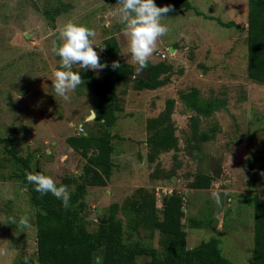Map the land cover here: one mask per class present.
Wrapping results in <instances>:
<instances>
[{"label":"rangeland","instance_id":"rangeland-1","mask_svg":"<svg viewBox=\"0 0 264 264\" xmlns=\"http://www.w3.org/2000/svg\"><path fill=\"white\" fill-rule=\"evenodd\" d=\"M187 1L191 8L176 9L162 21L170 30L158 39L149 59L151 64L172 65L170 73L160 76L169 77V82L136 90L129 76L114 91L119 111L110 129L113 172L106 186L87 187L82 220L96 231L100 219L110 222L112 211L123 224L128 244L160 249L164 241L155 221L162 219L163 203L173 193L183 202L181 222L188 248L218 238L226 257L236 264H251L254 200L264 197V84L248 76V0ZM118 6L117 0H0V134L9 139L8 149L0 143V264L37 261V208L21 173L26 168L9 148L16 147L23 157L31 155L30 172L59 183L64 177L79 176L86 160L67 139L87 134L88 128L103 134L97 120L88 119L102 99L89 77H82L84 85L69 93L70 100L55 94L52 81L61 61L53 46L71 21L95 30L99 54L107 38H117L119 59L135 67ZM171 46L176 47L174 52ZM73 70L93 73L103 81L102 70ZM192 87L205 97L226 101L196 127L199 133L211 132L217 124L215 137L208 141L195 138L193 113L180 98V92ZM170 98L175 100L173 111L163 127L173 130L175 145L152 148L149 139L161 127L157 119ZM213 157L222 158L220 178L214 177L209 188L191 187L197 174L213 176ZM67 188L71 192L76 184ZM216 192L220 205L214 200ZM136 206L139 212L134 211ZM21 216L29 217L31 227L21 229L12 223Z\"/></svg>","mask_w":264,"mask_h":264},{"label":"trees","instance_id":"trees-1","mask_svg":"<svg viewBox=\"0 0 264 264\" xmlns=\"http://www.w3.org/2000/svg\"><path fill=\"white\" fill-rule=\"evenodd\" d=\"M155 2L161 7L170 4L174 10L191 8L187 0H155ZM57 11L60 9L58 8ZM247 43L248 76L255 82L264 84V0H248ZM120 49L121 45L117 38L112 36L105 40L103 52L100 54L101 63L107 62L111 65L112 61H119L121 68L103 69L102 82L93 73H81L82 77L91 79L95 92L102 96L94 110L95 119L100 127H103V134L97 135L88 128L87 134L81 132L67 139L70 147L86 159L79 176L64 177L57 183V186H69L73 182L76 184V188L69 192L71 195L69 208L65 209L62 201L51 193L41 195L37 192L35 185L29 183L25 177V173L31 170V155L23 157L18 154L16 147L9 148L16 161L26 168L21 173L24 181L29 183L31 203L37 208L35 213L37 261L33 262L30 259L26 261L30 264H94V256H102L103 264H236L222 253L218 238L204 240L193 248L187 247L188 234L181 222L183 202L180 196L173 193L163 203L162 219L155 221V228L162 234L164 241L160 249L138 243L128 244L124 239L123 224L115 219L112 211L107 218L110 222L102 223L100 219L96 231L89 230L83 224L82 212L85 207L87 187L106 186L113 172L114 145L110 129L118 118L119 104L114 92L116 87L125 83L131 76L136 90L156 89L170 80L169 77L162 79L161 74L172 71V65L148 62L147 68L144 69L149 71L148 79L134 77L135 67L119 59ZM180 98L193 113L191 121L195 129L202 117H210L226 106L225 100L217 96L205 97L197 87L180 92ZM174 102L173 98L168 99L166 110L161 115V119H157L161 127L149 139L152 148L168 149L170 145H175L173 130H166L163 127L171 119ZM153 120L149 121L150 130L153 126L150 122ZM217 128L216 124L211 132L200 133L196 129L194 136L208 141L215 137ZM0 143H4L8 149L9 139L1 134ZM213 180L214 177L209 173H199L190 186L209 188ZM254 205L256 224L251 264H264V197H255ZM134 211L139 212L138 206ZM145 257H149L150 260H145Z\"/></svg>","mask_w":264,"mask_h":264},{"label":"clouds","instance_id":"clouds-1","mask_svg":"<svg viewBox=\"0 0 264 264\" xmlns=\"http://www.w3.org/2000/svg\"><path fill=\"white\" fill-rule=\"evenodd\" d=\"M119 5L116 12L120 23L124 25V32L130 37V54L137 66V72H143L148 66L157 41L169 32L167 24L162 21L167 14L174 10L172 5L157 6L155 0H117ZM95 30L71 21L64 25L59 33L60 43L54 44L53 52L60 57V68L54 72L52 87L55 94L63 100H70L69 93L74 92L79 86L84 85L80 71H74V67L83 70L100 71L110 67L112 70L121 68L119 61L101 63L100 54L95 50ZM103 51L104 47H99ZM19 98V97H18ZM96 112L93 109L94 119ZM26 180L35 185V190L41 195L51 193L62 201L65 209L70 207L71 195L66 185L57 186L56 181L42 173H25ZM226 194V193H225ZM215 203L221 204L219 192L213 194ZM12 223L21 229L31 227L28 216H21L19 221ZM94 264H103L102 256H94Z\"/></svg>","mask_w":264,"mask_h":264},{"label":"water","instance_id":"water-1","mask_svg":"<svg viewBox=\"0 0 264 264\" xmlns=\"http://www.w3.org/2000/svg\"><path fill=\"white\" fill-rule=\"evenodd\" d=\"M175 50L176 49L174 47H172V46L170 47V51L174 52ZM134 76L138 77V78L148 79L149 71H144L143 70V72H137V66H135V68H134ZM92 113H93V110L91 111V114L88 117V119H92V118H90L92 116ZM221 161H222V158H215V157H213L212 160H211L210 169L212 171L213 177H215L216 179L220 178V175H221V171H222V167H221V164H220ZM182 209H184V208H182ZM106 222H107L106 220H102V223H106Z\"/></svg>","mask_w":264,"mask_h":264},{"label":"built area","instance_id":"built-area-1","mask_svg":"<svg viewBox=\"0 0 264 264\" xmlns=\"http://www.w3.org/2000/svg\"><path fill=\"white\" fill-rule=\"evenodd\" d=\"M82 130H83V128H82Z\"/></svg>","mask_w":264,"mask_h":264},{"label":"crops","instance_id":"crops-1","mask_svg":"<svg viewBox=\"0 0 264 264\" xmlns=\"http://www.w3.org/2000/svg\"><path fill=\"white\" fill-rule=\"evenodd\" d=\"M92 111V110H91Z\"/></svg>","mask_w":264,"mask_h":264}]
</instances>
